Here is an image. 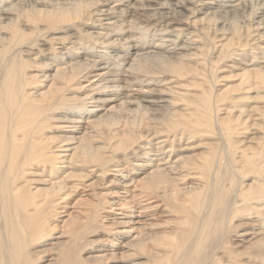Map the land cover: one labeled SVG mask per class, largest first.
<instances>
[{
    "label": "bare ground",
    "instance_id": "bare-ground-1",
    "mask_svg": "<svg viewBox=\"0 0 264 264\" xmlns=\"http://www.w3.org/2000/svg\"><path fill=\"white\" fill-rule=\"evenodd\" d=\"M263 15L264 0H0V264H36L71 195L85 205L52 237V264H105L122 224L131 264H264L263 229L238 249L247 219L264 225V49L214 91L264 47V31L250 36ZM137 23L132 48L116 28ZM127 164L135 188L93 191Z\"/></svg>",
    "mask_w": 264,
    "mask_h": 264
},
{
    "label": "rangeland",
    "instance_id": "rangeland-1",
    "mask_svg": "<svg viewBox=\"0 0 264 264\" xmlns=\"http://www.w3.org/2000/svg\"><path fill=\"white\" fill-rule=\"evenodd\" d=\"M198 6H200V5H198ZM214 6H215V4H214ZM222 8L224 9L223 6H222ZM213 10H216V6L214 7ZM229 10H230V8H229ZM183 12H184V10H183ZM262 17H264V15L263 16H258L255 19V21L258 20V19H260V18H262ZM241 20L245 21V19L242 18V17H241ZM263 21H264V19H263ZM136 22H138V20ZM146 22H148V21H144L142 23L140 22L141 26H144L146 24ZM138 24L139 23L133 24L131 27L130 26H127L124 29L116 28V31H118V30L119 31L120 30L123 31V33L120 35L121 37H123V38H126V36L129 37V40H130L129 43H130V45H132V48L134 47V43H137L138 42V41H132V38L134 37V35H132V34H135L137 31H140V29L138 28V26H139ZM217 24H219V23H217ZM240 24L243 25L242 23H240ZM125 25H128V24L126 23ZM262 31H264V29H262V28L261 29H254V30H252V28H251V34H250V36L251 35H255L258 32H262ZM155 34L156 35H154V39H151V36H148L147 37V40L150 41L151 43L157 44L158 43L157 39H159V36L160 35H158L157 32H155ZM136 36L139 37V34H136ZM113 38H115V37H113ZM141 41H144V40H141ZM87 45H90V43H87ZM249 49H245V50L241 51L242 52V55H236V57L239 58V60L236 61L237 64H238L237 67H235V68H229V69L227 67H224L225 70H219V72H217L218 78L216 79V85L214 87V91L217 90V89H225L227 86L237 85L239 83V79H240L239 75L243 72V70L245 68H247L246 65L244 63H242V62H244V61L249 62L250 59H252V60L253 59H256L257 58V55L254 54V53H259L262 49H264V47L263 48H260V47H257L256 46V48L253 49L254 51H249ZM214 55L216 56V53ZM214 55H213V58L212 59H214V57H215ZM251 56H252V58H251ZM253 57H255V58H253ZM241 59L243 61H240ZM227 63L228 64H231L230 61H228ZM97 72H98V70L95 71V73H97ZM109 77H112V76H109ZM117 77H119V76H117ZM165 77H167V76H165ZM160 78L163 79V77H160ZM44 83H46V82H44ZM160 83H163V81L160 82ZM160 83L159 84H154V85L152 84L150 86V88L160 89L162 87V85H160ZM103 84H106V83H103ZM142 86H144V85H142ZM111 89L112 88L109 87V90H111ZM132 89H133L132 93L136 94L135 91H137L136 89H138V86H133ZM109 94L110 95L107 94L108 97L111 96L112 98H114V96H112L111 94H115V93L109 92ZM98 95L99 94H96L95 96H98ZM121 96H122V94L117 95V98L118 97H121ZM150 96L156 97V94H154V95L151 94ZM118 102L119 101H115L114 102L113 100H111V102L109 103V105L116 104ZM105 112H106V108H105V110H98L97 114L102 115ZM61 124H63V126H68L67 125L68 123H65V122H63ZM65 128H70V127H65ZM253 131L254 130L250 129L249 132H247L246 135L248 136V138L246 140H244V138H241L242 140H244L243 142L247 141L248 139H251L250 141H252V140H254L255 137H257V134L254 133ZM56 136H57V133H56ZM211 139H212L211 136H209V137H196L194 139V142L191 143V144L194 145V144H197L198 142L210 141ZM250 141H248V142H250ZM200 151H201V149H196V150L188 151V152L198 153ZM130 163H132V162H130ZM132 169H133V165L132 164H127V168L125 169V171L122 172V174H126L127 175L126 178L118 179V181H114V183H112V184L109 185L108 184L109 183L108 181L111 178L108 176L107 179H105V181H103L101 184H97L98 186H100V188H98V189L92 188L93 191H100L102 193H106V192L116 191L118 189L121 190V188H125V187H128L130 189L135 188V186L137 184L136 181L140 178L141 175L140 174H135L132 171ZM119 175H121V173H119ZM104 182H105V185H108V186H106V188H104V189H101V187H104L105 186V185L104 186L102 185ZM188 185H190V184H188ZM78 198H79V195H71V198L69 200H67V202L65 203V204H68L66 206L67 208H65V209H58L57 210V212H58V214H56L57 215V221H56L57 227L53 231V233H54L53 236L54 237H57L58 235L60 236V234L64 235V233L67 231L66 226L63 225V221L67 218L66 213L74 212L75 210H73V209L80 210L81 208L84 207L85 203L82 202V201H78L77 200ZM127 198H130V196L127 197ZM94 201H96V200H94ZM74 202L76 204H74ZM152 204H155V203H152ZM72 206H73V208H72ZM63 207H65V206H63ZM161 209L156 212V215L155 216L160 215V217H158V218H159V221L162 222V220H164L165 218L164 219L162 218ZM126 213H128V212H126ZM135 213H137V212H135ZM106 214L109 216V218L107 220L108 222L106 221L105 224L111 223V220L110 219H113V218H114V220L116 218L118 221H124L125 219H129V217H122L121 215L110 214V213H105L103 215H106ZM63 215H65V216H63ZM135 215H137V214H135ZM149 216L150 215H148L146 217L133 216L132 218L133 219H136V220H139L140 219L139 221H141L142 219H149ZM247 220H249V224L247 225V227L244 230L245 233H247V234L245 236L244 242L241 243V246H239L238 249H241L244 245L248 244V242L250 240H252L251 238L253 237V235H255L254 234L255 231L258 232L261 229L264 230V225H260L258 222H256L255 220H252V219H247ZM243 221H245V220H243ZM51 222H54V221L51 220ZM75 223H76V221L73 222V224H75ZM139 223H141V222H139ZM139 223H135V224H132V225H135V227H136L138 225H141ZM162 225H163V223H162ZM123 228H126V227L123 226V224H122L121 226H119L117 228L118 231L115 234H112V236H110V237H113V238L114 237L117 238V241H115L116 244H114L111 241H109V243H108V240L104 242V245H106L105 249H107V251H104L103 253H107L108 251H113L114 254H115L113 258L104 260V261H106L105 264H131L132 262H135L136 261V259H133V258H130V257H127V256H124L123 258H120L119 257V254H118L119 251L122 252V251L126 250V248H122V245H125V242L131 241L132 238H134V236L136 235V232H121V231H125ZM161 228L162 229H160V230H165V229L169 230L170 229V228L162 227V226H161ZM53 236L51 235L48 238V239H52V241H50L52 244H46V245L44 244L42 246H39L37 248L32 249V251H35L33 255H34V259L36 260V264H52L51 258H53L55 256V254L58 252L57 249H54L53 248L54 247L53 246V243L57 241L56 238H52ZM105 237H108V236H105ZM111 239L112 238H110V240ZM247 239H250V240H247ZM96 251H97L96 249H92V250H89V251H85L84 250L82 252V255H83V257H86V258L88 257L86 259L87 262L90 261V262L94 263V260H92L90 258V256L93 253H95ZM141 260H143V259H141Z\"/></svg>",
    "mask_w": 264,
    "mask_h": 264
}]
</instances>
